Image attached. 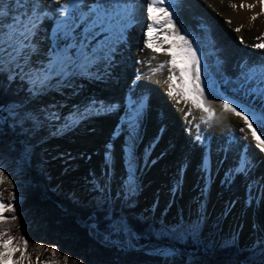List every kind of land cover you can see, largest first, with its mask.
Masks as SVG:
<instances>
[{
  "label": "bare ground",
  "instance_id": "bare-ground-1",
  "mask_svg": "<svg viewBox=\"0 0 264 264\" xmlns=\"http://www.w3.org/2000/svg\"><path fill=\"white\" fill-rule=\"evenodd\" d=\"M14 2L0 0L5 7ZM136 2L134 22L128 24L121 11L102 26L90 10L93 0H83L74 12L70 10V32L65 37L54 33L57 21L63 18L56 11L60 4L42 0V10L51 15L27 42L34 48L24 51L26 71L30 77L44 72L49 59L62 55L66 47L74 61L67 69V84L58 87L59 75L36 88L40 100L57 115L58 124H67L64 128L57 125L54 137L47 142L49 154H60L58 172L67 169L72 173L79 168L77 186L85 188L79 182H85L87 174L83 172L91 162V171L100 176L106 172L103 181H109L112 194L118 188L129 190L131 174L134 186L141 187L151 209L156 202L161 216H206L210 220L225 213L226 227L240 233L243 245H253L264 238V151L257 147L251 130L240 131L244 121L225 111L223 104L232 102L234 107L264 111V49L254 47L264 43V39L257 41L264 37V3L165 0L164 7L169 8V2L177 6L173 20L178 18L179 34L186 32L185 39L197 49L204 89L201 99L209 109L204 111L184 98L179 71L168 63L171 57L147 47V30L152 24L147 14L149 0ZM232 4L237 7H230ZM16 14L13 7L7 22ZM122 24H128L126 40L109 59V49ZM155 27L154 36L163 40L169 29H161L159 24ZM238 27L240 31H236ZM81 45L87 58L81 55ZM80 64L85 66L77 67ZM172 74L177 77L173 87L181 93L177 96L170 94L168 78ZM101 103L115 107L98 113L93 105ZM256 131L264 139V133ZM245 157L248 163L241 169ZM211 174L213 184L209 182ZM228 174H236L234 182ZM65 175L63 180L69 182ZM229 183H234L231 192L225 188ZM17 261L38 264L21 251L0 264Z\"/></svg>",
  "mask_w": 264,
  "mask_h": 264
},
{
  "label": "trees",
  "instance_id": "trees-1",
  "mask_svg": "<svg viewBox=\"0 0 264 264\" xmlns=\"http://www.w3.org/2000/svg\"><path fill=\"white\" fill-rule=\"evenodd\" d=\"M8 75L7 72L0 73V104H15L21 106L22 111L36 116L41 107L31 102L29 84L19 77L9 80ZM25 125L28 132L23 136L9 127L8 120L5 124L0 122V163L17 164L28 156L26 158H30L32 170L36 171L38 166L45 163L42 144L51 130L45 123L41 128H35L32 121H25ZM17 130H21V127ZM21 136L31 146V153L28 155H25ZM21 194L23 200L17 213L7 215L16 217L14 222L5 224L6 229H11L8 234L23 237L29 245L37 241H55L59 246V255L67 253L84 256L82 261L75 262L66 258V264H160V256H151L141 251L146 245L156 241L174 243L188 253L201 254L206 251L211 255L234 260L235 264H264V261L254 258L258 253L264 252V243L257 244L253 249H242L231 242L213 253L191 237L184 242L173 241L169 235H165L172 231L165 222L153 216L143 218L127 214L125 211L128 202L123 196L119 195L113 200L108 197L100 198L101 194L96 191L89 202L83 203L67 193L52 189L45 173L36 177L27 175ZM80 221L92 225L103 238L109 239L114 245L108 247L95 241L89 229ZM218 222L213 221L211 229ZM128 239L132 241L135 250L122 248L121 244ZM13 241L17 242L16 239Z\"/></svg>",
  "mask_w": 264,
  "mask_h": 264
},
{
  "label": "snow or ice",
  "instance_id": "snow-or-ice-1",
  "mask_svg": "<svg viewBox=\"0 0 264 264\" xmlns=\"http://www.w3.org/2000/svg\"><path fill=\"white\" fill-rule=\"evenodd\" d=\"M52 3L60 4V7L56 9L61 14L62 19L57 21L54 33L59 36L63 34L65 37L70 32L71 15L70 10L73 12L77 7L83 3V0H52ZM165 0H149L147 6L148 18L152 21L147 30V47L152 49L153 52H163L165 55L170 56L171 60L168 63L171 64L173 69H178L179 78L181 84L179 85L181 92L186 100H191L192 104L196 108L209 111L204 106L203 100L201 99L204 89L200 86V58L197 56V49L191 46L190 41L185 39L187 33L180 35L176 28V21L173 20V13L177 11V6L169 2V8L164 7ZM264 3V0H261ZM17 10V14L11 17V22H7L9 12L12 8ZM230 7H237L235 4ZM244 7V5H241ZM247 7L252 8L254 5H248ZM44 5L42 0H15L14 5L5 7L3 3H0V73L10 71V66L19 68L20 72L23 73L24 69L20 64V61L24 59V51L26 48L33 47L27 43L32 37L36 35L37 30L44 22L46 18H49L51 13L43 11ZM137 8L136 0H93V4L90 5V10L96 13L97 22L100 25H104L105 21L110 17L116 19L121 11L124 13L128 24L134 22L135 13ZM161 14V15H158ZM253 20L256 17H252ZM230 22V21H229ZM128 24H122L119 27V34L113 41V46L109 49L108 58L111 59L112 54L116 50V46L123 43L126 40V33ZM160 25L161 29L168 28L169 31L163 33L164 39L160 40L159 36H154V33L158 31L155 25ZM111 25L109 24L108 27ZM238 27L236 31H240ZM257 39H264V37H257ZM243 43V38H241ZM169 44L170 47L165 49L164 45ZM81 47V55L87 58V52L84 50L83 45ZM254 47L264 49V43L255 44ZM27 63V61H25ZM74 61L72 60L71 49L66 47L63 50L62 55L55 58L49 59L48 68L44 72H36L30 77L33 88H43L47 81L54 76L63 75L67 69L72 66ZM85 65L80 64L77 67H84ZM163 67V65H161ZM16 73L8 75L9 80L15 79ZM23 78V76H21ZM171 81L170 87L172 91L171 95L177 96L178 93L173 87L176 84L177 77L172 74L168 78ZM167 82V81H166ZM31 90V89H30ZM33 95H37L38 92L33 91ZM94 107H97V112L108 111L115 107V105L104 106L102 103ZM223 109L227 112L233 113L235 116L240 117L245 124V127L241 128L240 131L248 132L251 130V137L256 141L257 147L261 151H264V139L257 134L256 129H260L261 133H264V111H259L254 108H250L244 105L233 106L232 102H226L223 104ZM191 113H189L190 115ZM34 114L24 112L21 110V106L13 104L12 106L0 104V122L6 123L8 119H11L14 123L20 121H32ZM251 118V119H250ZM255 125V127H253ZM199 138V137H198ZM246 157L241 162V169L247 165ZM6 177L4 176L3 165H0V183H3ZM134 176L130 174V183L128 185L129 191L134 188ZM3 193H0L2 197ZM14 206L11 202H5L0 198V223L14 222L15 216H5V212H14ZM11 229L0 230V238L7 236V239H0V262H3L11 258V254L27 248V240L23 237H12L8 236V232ZM16 239L17 243L11 248H8L9 241ZM53 255L56 254V250L52 249ZM19 264V262H15ZM45 264H54L53 261H46Z\"/></svg>",
  "mask_w": 264,
  "mask_h": 264
},
{
  "label": "rangeland",
  "instance_id": "rangeland-1",
  "mask_svg": "<svg viewBox=\"0 0 264 264\" xmlns=\"http://www.w3.org/2000/svg\"><path fill=\"white\" fill-rule=\"evenodd\" d=\"M20 64L24 69L23 73L20 72L19 68H15L12 66H10V71L6 72L9 74L16 73V76L20 78L21 76H23V78L21 79L26 80L29 83L31 89L30 91L32 93L33 91L38 92L37 89L33 88L31 84L30 76L29 73L26 71V64L23 63V59L20 61ZM68 79L69 75L67 71L65 74L57 77L56 80L58 83V87H62L64 84H67ZM40 98L41 94L39 92L37 95L32 94L31 102L36 106L41 107L38 114L33 117V119L35 120V128H41L42 126H44L45 123L46 126H49L51 130V135L46 138L42 144L44 146L43 157L45 163L44 165L38 166V169L36 171L32 170V165L29 160L30 158H26L28 156H26L25 159L18 162L17 164L0 163V165H3L4 176L6 177L4 182L0 183V193H3L2 197L0 198H2L5 202H11L15 209L14 212H5V216L9 214L14 215L17 213L19 205L23 200L21 191L25 186V178L27 177V175L31 174L33 177H36L45 173L48 176L49 186L52 189L67 193L68 195L79 199L83 203L89 202V200L94 197V193L96 191L101 194L100 198L108 197L113 200L119 195L123 196L128 202V207L125 211L127 214L132 213L136 216H140L143 218L153 216L156 219L164 221L167 226L172 229L170 233L164 234L169 235L173 239V241L184 242L188 237H191L196 243L203 244L206 249H210L209 251L213 253L216 252L219 247L223 245H228L231 242H235L242 249H253L257 244L264 243L263 238L262 240L255 242L253 245H243V239L240 233H238L235 228L230 230L226 227L227 215L225 213H221L210 220H207L206 216L201 217L189 215L183 216L182 218L174 216L170 217L167 215L161 216L160 212H158L159 209L157 208L156 202H154V208L151 209L149 203L146 201L140 191V186H134L132 191H123L122 188H118L117 192L112 194L110 192V189H108L107 187V185H110L109 181H103V179L107 178L106 172H104V174L100 176L96 174L97 172L95 173V171H91V168L93 166L92 162L87 165L90 169L86 168V170L83 172L87 174V177L85 175V182H79L81 185L85 184V188L77 186L75 182V174L76 171L79 170V168L72 169V173H70V171L68 172L67 169L58 172L60 154H58V156H51L49 154V148L47 146V142L51 138H53L56 133L57 125H60V128H62L61 126H63L64 128L67 124L65 121H62L58 124L57 115L51 113L47 104L41 101ZM8 125L12 130L16 131L20 135L24 136L28 132V129L25 125V121L23 120L19 123H14L11 119H8ZM18 127H21V130H17ZM20 140L24 144L25 155L30 154L31 146L27 143L24 137L21 136ZM113 169L112 173L113 171H115V169ZM64 175L70 178L69 182H65V180H63ZM228 178L231 179L232 182H234V180L236 179V174H228ZM209 182L213 184V174H211V176L209 177ZM232 185H234V183L226 184L225 188H227L228 191L231 192ZM144 204L148 205H146V207H143ZM216 220H218L219 222L215 224V226H213V228L211 229L210 226L212 225L213 221ZM81 222L82 221H80V223ZM4 229H6L5 223H0V230ZM8 236L10 235L8 234ZM99 236L102 240L111 244L108 247L114 245L111 243V241H109V239L103 238L101 236V233H99ZM42 238L45 237L43 236ZM0 239H7V236ZM93 239L97 241L94 237ZM16 243L17 242L11 240L9 241L8 246L12 248ZM173 245L176 244L170 242L165 243L161 241H156L146 245L144 248L141 249V251L151 256H160L162 258L160 264H235L234 260H227L218 257L216 254L211 255L206 253V251L201 254L188 253L182 250L181 248H175ZM121 246L122 248L124 247L131 250H135V246L133 245L130 239H128L125 243L121 244ZM58 248L59 246L55 241H37L33 245L27 244L26 249H24L23 245H21V249L24 253V256L29 258H35V261L38 264H45V262L49 260L53 261L54 264H66V258H71L74 262L76 260H83L84 256L80 254L71 255L67 253H62L61 255H59V253L57 252ZM52 249L56 250L55 255H53V252L51 251ZM182 256L184 257L183 259ZM254 258L258 261H264V252L258 253Z\"/></svg>",
  "mask_w": 264,
  "mask_h": 264
},
{
  "label": "water",
  "instance_id": "water-1",
  "mask_svg": "<svg viewBox=\"0 0 264 264\" xmlns=\"http://www.w3.org/2000/svg\"><path fill=\"white\" fill-rule=\"evenodd\" d=\"M3 123V122H2ZM144 218H146V217H144ZM83 225H85L86 227H88L89 228V231H90V234L99 242V243H101L102 245H105V246H110L111 244L109 243V242H106V241H104V240H102L101 238H100V236H99V233H98V231L92 226V225H87V224H85V223H83V222H81ZM175 248H179V247H177L176 245H173Z\"/></svg>",
  "mask_w": 264,
  "mask_h": 264
}]
</instances>
